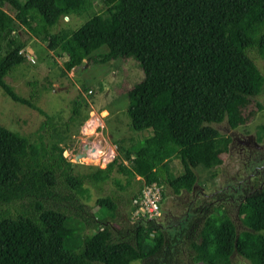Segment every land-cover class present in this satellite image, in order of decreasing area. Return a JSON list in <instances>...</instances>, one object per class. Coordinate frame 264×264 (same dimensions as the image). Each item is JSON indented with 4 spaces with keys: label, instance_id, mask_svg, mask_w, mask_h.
<instances>
[{
    "label": "trees",
    "instance_id": "obj_1",
    "mask_svg": "<svg viewBox=\"0 0 264 264\" xmlns=\"http://www.w3.org/2000/svg\"><path fill=\"white\" fill-rule=\"evenodd\" d=\"M91 1L0 0V89L45 117L44 127L51 124L4 81L25 60L22 32L65 57L64 73L84 60L133 59L143 77L126 93V114L132 130L151 135L137 146L116 145L117 156L104 168L80 174L63 156L57 133L46 143L0 126V264H231L234 252L264 264V235L258 233L264 229V193L240 207L254 232L236 235L223 212L203 209L185 230L140 218L114 228L116 201L97 198L94 206L104 215L96 218L85 187L87 180L98 188L113 172L126 177V186L138 177L141 184L127 199L132 212L143 185L165 182L173 193L189 191L197 183L195 168L216 169L228 141L211 125L243 122L242 110L264 86L249 57L254 50L264 58V0H101L103 13L72 32H51L61 18L88 14ZM102 47L106 52L91 58ZM73 106L70 122L80 102ZM172 159L179 160L180 175L160 179ZM115 185L125 190L119 181Z\"/></svg>",
    "mask_w": 264,
    "mask_h": 264
},
{
    "label": "rangeland",
    "instance_id": "obj_2",
    "mask_svg": "<svg viewBox=\"0 0 264 264\" xmlns=\"http://www.w3.org/2000/svg\"><path fill=\"white\" fill-rule=\"evenodd\" d=\"M21 1L25 2L26 0ZM4 10L12 15L8 7H5ZM104 11L105 6L101 0H92L88 14L61 18L51 32L56 33L62 28L72 32L87 21L91 15ZM21 35L22 40L27 43L25 60L13 68L4 81L19 97L29 99L44 111L50 118L51 124L44 127V123L47 122L45 117L25 105L13 102L0 89L1 127L25 136L31 141L43 137L44 142L51 143L58 136L61 140L59 146L64 148L63 156L74 164L73 171L80 174L92 172L96 167L104 168L113 160L112 157L117 156L116 145L137 146L151 135L150 130L139 132L132 130L126 114L128 108L126 93L143 77L138 64L133 59H118L106 64L84 60L81 66L64 73L65 57H58L46 48L45 43L28 33L22 32ZM105 52L106 47H102L91 58H96ZM249 57L264 75V58H261L254 50L249 52ZM85 89L88 90L85 91ZM262 99H264V92L257 100L262 101ZM76 101L80 102V106L75 107L78 110V115L70 122L73 116V103ZM92 119H97L98 122L93 121L96 127L93 129V133H88L85 128L89 129L88 123ZM262 124H264V117H255L249 124V128L253 130L255 126ZM51 125L55 126V132L52 131ZM213 127L220 130L216 125ZM84 145L89 146L88 150L94 145L101 148L97 161L85 162L84 158H81L78 163L74 162L76 153ZM106 156L109 158L105 160ZM226 161L224 159L223 166L217 170L216 176L211 182L217 184L221 177L223 178L234 171L235 164H232L233 162L227 164ZM200 169L195 168L194 172L199 180H206L209 172L200 171ZM180 173L179 160L172 159L160 171V179L167 177L172 180ZM126 180V177L113 172L109 180L98 188L89 181H85V187L90 196L87 205L96 211L98 214L96 218L104 215V213L100 214V211L96 210L97 207L94 206L97 198L108 196L116 201V220H111L114 228H120L124 222L131 218L130 204L127 199L131 200L132 195L137 192L141 184L138 177L130 179L129 186H126ZM116 181L125 185V190H119L115 185ZM162 192L172 197V190L168 185H162ZM184 196L185 194L182 195V197ZM171 197L163 201L162 206L165 212H169V208L175 207L173 205L176 200ZM233 213V219L236 220L235 211ZM177 215H179V211L171 215L169 222H175L177 218L173 216ZM232 264L250 263L242 257L236 256L233 258Z\"/></svg>",
    "mask_w": 264,
    "mask_h": 264
},
{
    "label": "flooded vegetation",
    "instance_id": "obj_3",
    "mask_svg": "<svg viewBox=\"0 0 264 264\" xmlns=\"http://www.w3.org/2000/svg\"><path fill=\"white\" fill-rule=\"evenodd\" d=\"M256 69L264 78L257 66ZM263 92L264 86L260 93L251 97L250 103L241 113L245 120L240 121L236 127H230L226 121L211 125H216L220 130L213 128L228 141L226 152L220 156L221 163L213 171L200 169V171L209 172V175L206 180H199L198 178L197 183L193 184L189 191L180 190L179 193L172 191V197H170L176 201L173 205L175 207L169 208V212H165L162 206L164 200L170 199L168 195L162 192V185L167 184L164 182L160 185V214L157 220H151L157 226L169 230H185L189 221L193 222L198 216L199 210L203 209L209 213L223 212L233 224L236 235L242 232H254L244 224L239 211L248 198L264 193V131L261 130V126L264 124L255 126L253 130L249 128L253 118L264 117V112L258 110L259 106H264V99L262 101L257 100ZM224 159L227 160V164L231 162L235 164L234 171L223 178L221 177L217 184L211 182L215 178L217 170L223 166ZM183 194H185L184 197H182ZM178 211L179 215L173 216L177 218L176 221L169 222L171 215ZM234 211L236 220L233 219ZM258 233L264 235V229ZM236 256L240 255L234 252L230 257L231 264Z\"/></svg>",
    "mask_w": 264,
    "mask_h": 264
},
{
    "label": "built area",
    "instance_id": "obj_4",
    "mask_svg": "<svg viewBox=\"0 0 264 264\" xmlns=\"http://www.w3.org/2000/svg\"><path fill=\"white\" fill-rule=\"evenodd\" d=\"M113 159V157H112ZM160 186L156 182L143 185L137 197L132 199V219L157 220L160 214Z\"/></svg>",
    "mask_w": 264,
    "mask_h": 264
},
{
    "label": "bare ground",
    "instance_id": "obj_5",
    "mask_svg": "<svg viewBox=\"0 0 264 264\" xmlns=\"http://www.w3.org/2000/svg\"><path fill=\"white\" fill-rule=\"evenodd\" d=\"M92 116H93V114H92ZM93 121L98 122L97 119L96 120L95 119H92L91 122L88 123V128L89 129H86L85 128V131H88V133H93V129H95V127H96V124H93ZM94 146L91 147V148H93L94 155H92V156H91V154L90 155H87L86 152H85V156L83 157L84 158L83 161L86 162V161H89V160H92V161H97L98 160V158L100 157V149L101 148L98 145H94ZM87 147H89V146H87ZM87 150H88V148H86L84 151H87ZM89 151H92V150L90 149ZM107 158H109V157L106 156L104 159L106 160Z\"/></svg>",
    "mask_w": 264,
    "mask_h": 264
},
{
    "label": "water",
    "instance_id": "obj_6",
    "mask_svg": "<svg viewBox=\"0 0 264 264\" xmlns=\"http://www.w3.org/2000/svg\"><path fill=\"white\" fill-rule=\"evenodd\" d=\"M217 129V128H216ZM87 148V145H84L81 149L78 150V152L76 153L75 157H74V162L78 163L79 160L81 158H83L85 156V149ZM91 150L93 151V148H91Z\"/></svg>",
    "mask_w": 264,
    "mask_h": 264
},
{
    "label": "crops",
    "instance_id": "obj_7",
    "mask_svg": "<svg viewBox=\"0 0 264 264\" xmlns=\"http://www.w3.org/2000/svg\"><path fill=\"white\" fill-rule=\"evenodd\" d=\"M89 150H90V149H89ZM89 150L86 151V154H87V155H90V154L94 155V152H93V151H89ZM88 151H89V153H87Z\"/></svg>",
    "mask_w": 264,
    "mask_h": 264
}]
</instances>
